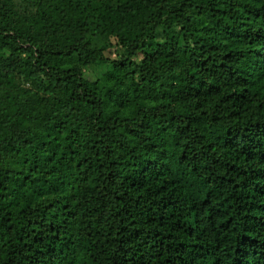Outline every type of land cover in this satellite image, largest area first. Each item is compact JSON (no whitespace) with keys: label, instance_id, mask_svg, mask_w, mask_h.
Returning <instances> with one entry per match:
<instances>
[{"label":"trees","instance_id":"obj_1","mask_svg":"<svg viewBox=\"0 0 264 264\" xmlns=\"http://www.w3.org/2000/svg\"><path fill=\"white\" fill-rule=\"evenodd\" d=\"M0 264H264V0H0Z\"/></svg>","mask_w":264,"mask_h":264},{"label":"rangeland","instance_id":"obj_2","mask_svg":"<svg viewBox=\"0 0 264 264\" xmlns=\"http://www.w3.org/2000/svg\"><path fill=\"white\" fill-rule=\"evenodd\" d=\"M95 72V71H94ZM95 74H97L96 72H95Z\"/></svg>","mask_w":264,"mask_h":264}]
</instances>
